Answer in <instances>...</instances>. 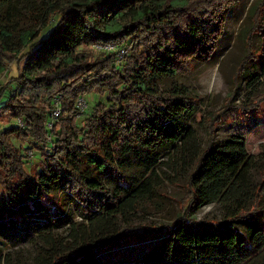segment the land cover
Wrapping results in <instances>:
<instances>
[{
    "label": "trees",
    "instance_id": "16d2710c",
    "mask_svg": "<svg viewBox=\"0 0 264 264\" xmlns=\"http://www.w3.org/2000/svg\"><path fill=\"white\" fill-rule=\"evenodd\" d=\"M3 1L9 8L27 3ZM39 1L28 4L37 29L23 33L21 48L14 45L12 23H0V73L23 63L18 76L0 85V169L6 173L0 224L18 226L21 209L34 210L38 199L48 204L47 213H57L55 194L64 187L83 206L81 215L92 236L75 250L55 254L49 264H113L104 263L101 256L124 243H148V248L116 264H264V152L250 155L242 136L217 139L215 123L188 180L190 201L183 214L172 223L134 225L127 220L143 208L151 180L159 177L163 153L194 146L188 123L195 104L163 98L149 84L179 73L182 63L213 58L221 39L215 37L216 30L221 35V27L216 25L215 30L212 21L175 0H138L142 2L130 7L125 23L112 27L108 24L123 16L120 6L133 0ZM51 21L55 24L48 36L40 39ZM255 29L262 37L261 52L256 57L249 50L241 69L246 74L251 63L257 67L248 83L256 92L264 76V9ZM92 44H115L131 54L121 64L116 52L91 60L79 48ZM21 49L27 51L19 56ZM107 91L113 104L94 105L81 126L76 117L79 100ZM57 95L67 117L50 128L48 110ZM138 95L150 100L140 112L123 107L122 99L130 102ZM255 96L240 108H259L264 92ZM13 137L27 144V152ZM33 149L43 156V166L29 175L26 158L29 152L35 154ZM135 168L141 170L138 176ZM104 177L116 179L121 191L107 190ZM212 203L224 207L223 220L197 221L189 216L190 210ZM109 222H117V229L104 234Z\"/></svg>",
    "mask_w": 264,
    "mask_h": 264
},
{
    "label": "rangeland",
    "instance_id": "374dc122",
    "mask_svg": "<svg viewBox=\"0 0 264 264\" xmlns=\"http://www.w3.org/2000/svg\"><path fill=\"white\" fill-rule=\"evenodd\" d=\"M26 1L25 4L18 3L14 5V8H9L4 5L5 1L0 0V23H12L15 31L12 39L16 48H21L23 33H31L37 29L29 18L28 4H39L40 1ZM53 1L54 3H65L67 0ZM142 1L148 2V0ZM142 1L133 0L122 4L120 14L123 16H118L108 26H119L125 23V20L130 17L128 14L130 7ZM230 1L175 0V2L189 4L193 11L197 10L202 18L212 21L211 26H214L215 30L216 25L221 27V35L217 30L215 34L217 39H221H218V48L213 58H200L182 63L183 68L179 73L165 74L153 79L149 84L155 87L163 98L185 99L195 104V112L188 123L193 128L194 138L190 141L194 146L186 144L178 150L170 149L171 152L169 150L163 153L162 162L157 170L159 177L151 180V188L145 197L143 208L130 214L127 218L129 223L134 225L172 223L183 214V209L190 201L188 180L195 169L198 158L208 145L211 138L210 126L214 123L216 126L214 136L217 139L221 140L233 135L242 136L246 140L250 155L258 156L264 152V103L251 111H244L240 108V104H247L249 100L255 101V94L264 92V76L256 92L248 87L257 67L251 63L246 74L241 69V63L249 50H253L256 57L261 52L262 37L257 29L254 30V25L256 18H262L264 0H238L233 6L229 5ZM213 7L216 10H212ZM211 11L214 14L212 18L209 17L212 15ZM54 24L55 21H51L40 39L48 36ZM23 49L18 54L19 56L27 51ZM79 49L89 53L91 60L119 50L115 44H92L81 46ZM128 54H131L129 49L117 64L124 63ZM22 64L14 63L8 66L6 71L1 72L0 85L18 76ZM214 72L216 73L215 89L208 92V86L213 83ZM133 96L134 94L131 97ZM126 99H122L123 107L136 112H140V107L143 108L144 102L150 101L145 95L141 97L138 95L130 102L125 101ZM53 101L55 104L48 110L53 118L47 124L50 128L67 117L61 104V96H55ZM57 104L60 109L57 108ZM99 104L107 106L113 104L108 98V91L104 96L92 92L79 100L76 117L81 126L86 122L93 106ZM210 120L213 122L210 123ZM12 122L15 123L16 120ZM21 123V126L25 127V123L23 121ZM6 125L5 120H1V126ZM13 140L17 146H21L26 151L27 144L21 143L16 137H13ZM33 151L35 154L32 155L29 152L26 158V171L29 175H35L43 166L41 164L43 156L37 150L33 149ZM139 169H134L137 176L141 171ZM5 176L6 173L0 169V192L4 190L2 180ZM103 182L107 190L121 191L116 179L104 177ZM55 201L59 204L57 213L53 210L47 213L44 206L48 204L39 202L38 199L34 202V210L27 206L21 209L23 220L18 223V226L14 223V227L10 228L6 223L0 224V264H49L55 254L75 250L92 236L89 233V226L81 215L83 206L68 193L67 189L60 187L55 194ZM189 216L197 221H221L225 217V209L219 203H212L190 210ZM117 225V222L105 224L103 233L115 231ZM241 227L244 228V226ZM147 248L148 243L139 245L124 243L104 253L101 258L104 263L116 264L140 255Z\"/></svg>",
    "mask_w": 264,
    "mask_h": 264
},
{
    "label": "built area",
    "instance_id": "2783aa9c",
    "mask_svg": "<svg viewBox=\"0 0 264 264\" xmlns=\"http://www.w3.org/2000/svg\"><path fill=\"white\" fill-rule=\"evenodd\" d=\"M119 50H116L115 52L118 54V61L121 60V58L126 54L128 53V48L126 47H118ZM55 104V103H54ZM57 108L60 109V106H58L57 104ZM58 114V113H57ZM53 119V118H52ZM20 124V126L22 125L21 121L18 122ZM31 153V152H30Z\"/></svg>",
    "mask_w": 264,
    "mask_h": 264
},
{
    "label": "clouds",
    "instance_id": "9594fccd",
    "mask_svg": "<svg viewBox=\"0 0 264 264\" xmlns=\"http://www.w3.org/2000/svg\"><path fill=\"white\" fill-rule=\"evenodd\" d=\"M215 76H216V73L214 72L213 73V83L208 86L207 88L208 92H212L215 89Z\"/></svg>",
    "mask_w": 264,
    "mask_h": 264
}]
</instances>
